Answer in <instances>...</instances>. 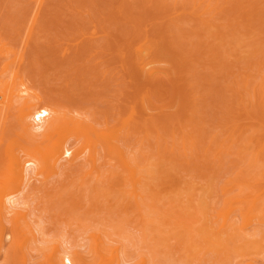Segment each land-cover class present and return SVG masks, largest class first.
Wrapping results in <instances>:
<instances>
[{
  "label": "rangeland",
  "instance_id": "1",
  "mask_svg": "<svg viewBox=\"0 0 264 264\" xmlns=\"http://www.w3.org/2000/svg\"><path fill=\"white\" fill-rule=\"evenodd\" d=\"M37 2L0 0L1 45L21 53ZM43 7L22 51L27 86L19 89L16 105L38 95L40 108L57 107L83 127H63L42 147L89 125L121 127L120 144L128 155H139L144 147L155 152L161 130L167 138L177 132V143L189 134L198 146L187 162L182 156L172 165L178 175L165 170L160 182L167 185L158 186L161 195L147 212L150 219L162 214L160 223L146 228L144 243L140 215L124 193L129 179L122 168L99 143L87 144L93 148L87 150L83 138L71 139L82 148L74 165L65 168L62 161L57 175H30L29 197H16L25 220L18 230L10 215L2 230L0 225V264H48L54 247L79 252V264H103L91 248L93 233L121 248L120 264L142 258L156 264H264V233L246 252L226 253L223 244L208 247L202 241L217 228V216L229 202L242 209L240 223V213L264 193V180L258 179H264V0H46ZM202 16L211 19L207 25ZM139 47L149 48L142 54L150 65L140 61ZM7 62L0 56V71ZM1 91L0 84V176L7 170L5 153L25 157L39 145L23 134L14 114L3 115ZM146 135L150 141H141ZM259 152L256 164L252 159ZM252 167L256 170L249 172ZM108 188L122 191V200L120 193L92 199Z\"/></svg>",
  "mask_w": 264,
  "mask_h": 264
},
{
  "label": "bare ground",
  "instance_id": "2",
  "mask_svg": "<svg viewBox=\"0 0 264 264\" xmlns=\"http://www.w3.org/2000/svg\"><path fill=\"white\" fill-rule=\"evenodd\" d=\"M45 1L46 0H38L37 2L38 10H36L37 12L33 18L32 24L28 27L29 30L27 31L28 34H26L27 37L24 43L25 47L23 48V50H25L26 46L29 44L28 42L32 38V35H34L33 33H35L34 30H35V25L37 23V18H38L39 12L41 11V8L43 7V4L45 3ZM198 3L200 2L198 1ZM194 4L195 3H193V5ZM201 6L203 7L202 4ZM195 7L197 8V6ZM198 7L200 8V6ZM196 8H193L192 6V10L194 14L196 11L198 13L199 9L197 8L198 10H196ZM194 10L196 11L194 12ZM212 10H215V9H212ZM205 13L203 12V15ZM200 15L202 14H198L197 16L199 17ZM205 17H203L204 18L203 22L205 21ZM207 20H211V19L208 18ZM207 20L204 22L205 25H207V23L209 22ZM200 22L202 23V20H200ZM143 48H146V47H139L137 49L138 50L137 54L140 58V61L144 62V67H145V66L150 65V62L144 61V55L142 53L144 52L148 53L149 48L148 47L146 49H143ZM22 51L21 53L16 52L11 47H7L6 44L1 45L0 43V56H3L6 61L7 60L9 61L3 66L2 70L0 71V77L1 76L4 77L0 81L1 82L0 84L2 86L1 95L4 99L2 103L6 105L4 111L7 110L6 112H3V115H5L4 113L14 114L17 117L18 125L20 129L22 130L23 134L27 136L33 142L38 141L37 144L39 145L35 149H31V148L27 149L25 157L18 156L17 154L14 153V150L12 151L9 150L8 153H5L7 157H5V155L2 156L3 160L5 161L7 160L8 165H7V168L5 167V169L7 170L5 172H1V175L2 173L4 175L0 176V179H4L3 181H0V185H4L6 187L4 190H0L1 230L3 229V225H4L3 222L7 220L9 217L8 215L11 216V220L13 217V220H14L13 224H15L16 229L17 228L19 229L20 222L21 220L22 221L25 220L26 214L23 211L24 209H21V206H20L21 203H19L21 199L19 198L17 199L16 197H19L20 194H21L22 199L29 197L26 195L27 193L26 189L29 186L35 173L38 176L39 174L41 176L45 172H47L49 175H57L58 169H60V167L58 168V166H60V163H63L62 161L66 162L62 164L64 165L65 168H69L73 166L77 158L81 156L80 154H81L82 148L74 146L73 144L70 143V140L75 138V141H79V139L83 138L85 147L87 146V144L91 145L94 142L96 144L99 143L100 145H102V149L104 150V152H106V154L108 153L111 160L119 164V166L122 168L123 172L126 175L125 179H129L128 181H126V187L128 188V190H124V193H125V196H128L129 202L131 204L133 203V206L137 208V213L140 215V219H141L140 226H142L141 231L143 232L142 241L145 243L148 238L146 235V228L155 223H160L159 217L162 215V214L161 215L159 214L157 217L150 219L148 217L149 215L147 214L148 209H151L152 208L151 206H154L153 202H155V200L157 201V197L161 195V192L157 190L159 189L158 186L164 185L165 187L167 185L166 182H163V181L160 182V180L164 178V173L166 172L165 170L168 171L169 169H171L172 171H174L175 167H173L172 165L177 166L176 161L178 160L179 157L184 156L183 158L185 159V157L188 156V153H191L192 151L196 150V147L198 146V145L196 146V140L193 138V136L189 134L182 135L183 134L182 132L181 133L182 136L180 138L181 142L177 143L176 142L177 132L176 133L173 132L172 134L169 133L168 135H166L168 136L167 138L164 136V134L161 133L162 132L161 130L159 131L157 137H155L156 138L155 139L156 141L155 150L156 151L148 153L150 149L147 150V149H144L145 148L144 147L140 149V154L135 156V155H128L125 152V150H123L122 144H120L122 140L121 127H116V126L106 127L100 130L92 125H89L87 126L86 130L83 132H79V133L74 132V134H70V136L66 138L64 137L61 140L60 139L57 140L56 143L52 144L49 147H46V146L42 147V145L45 142H47L46 140L51 138V136H53L59 129H62L63 127H66L69 125L71 127L72 125H75V126L79 125L83 127L82 125L83 123L80 122V120H77L73 117L71 118L69 116L66 117V114H64L57 107L49 106V107L40 108L42 99L38 95L32 96L33 99L30 97L32 100L27 99L28 101L22 103L21 105H19V107L16 105L18 102L16 101V99H18V96H19V89L27 86L26 80H24V77L22 76L23 75L22 66H23V61L25 59V53ZM150 52H151V49H150ZM10 55H12V58H13L12 61L9 60L8 56ZM144 67H141L142 68L141 70L143 71V73H144ZM148 76H152V74L150 75L149 73ZM263 84L262 86H264ZM260 90H262V87ZM27 94L31 96L30 93H27ZM261 94L260 96H262ZM262 98L264 100V97ZM250 101H251V98H250ZM253 106H255L254 103H253ZM133 115H134L133 112L129 114V118L126 119L124 122L125 126H129L128 124L129 122L132 121V118L134 117ZM80 119H83V118H80ZM234 128L233 130L236 131L237 129L235 130ZM143 140L150 141L149 136L146 135V137H143V139H141V141ZM91 147H94V146L91 145ZM86 148L87 150L93 149L89 147H86ZM258 155H261V152L257 154L256 158H253L254 156L253 155L252 160H255V159L261 160V158H259ZM96 156L97 154L93 156V160L95 162L97 161ZM3 160L2 162H4ZM252 160L251 162H254ZM257 160H255L256 164H257ZM251 162L249 163V165L251 164ZM255 162L251 165H254ZM4 163L6 164V162ZM180 164L178 166H180ZM161 167L163 168V170ZM258 167L256 168L258 169ZM248 168L250 169V167ZM249 169H248L249 172L250 171L253 172V170H256L254 169V167H252V170H249ZM94 171L100 175V172L96 165H95ZM160 171H162V173H160ZM176 172L178 171H174V175H178ZM254 172L257 173L256 171ZM241 173H238L237 175L239 178L241 176V175L239 176V174ZM30 175L32 176V178ZM49 175H47V177ZM255 176H258V174L257 175L255 174ZM247 177H250V175ZM262 177L260 176L259 178L258 177L257 178L260 181H263L264 179ZM241 178L242 180L239 181V184L240 182L244 181L243 180L244 178L243 177ZM238 180L239 179L237 178L236 181ZM246 181L247 180H245V182ZM251 184L249 183V186ZM108 189H109L108 191L105 190L103 192H97L95 194V197L92 199H96L98 201L100 198H102L101 196H108V195L111 196L112 195L115 197V195L120 193L119 201L122 200V191L118 192V191L111 190V188H108ZM13 198H15L17 201L16 202L12 201L11 199ZM116 198L119 199L118 197ZM263 199H264V193L259 197L258 200L252 201V204L248 210L247 209L246 211L243 210V212L240 213V216L243 219V221H241L240 223L238 221L239 215H237V213H239L242 209L239 207H235L236 205H234V203L229 202L228 206L223 211H221L217 216L218 217L217 218V222H218L217 228L214 230L211 229L210 231H207V233H205L202 236L203 243L208 247H220L223 244V250L226 253L230 252V249H233V252H236V251L246 252L250 248L257 245V240L255 239V237L259 233L260 234L264 233L260 229L261 226H264V203L263 205L262 204L260 205V204H257V202ZM237 202H239V199L236 201V203ZM169 214L170 212H167V215ZM6 217L7 219H5ZM165 222L166 221H163L162 223H165ZM17 236L19 237V234ZM90 237L92 240L91 248L93 252L99 257V259H101L103 264H120L121 263L122 251L120 247L109 246L108 243H106V241L104 240V238L99 234L93 233L90 235ZM24 239L26 238L24 237L22 241ZM22 241L20 242V244H22ZM67 251H61L57 249V247L56 248L54 247L53 252L48 257V264H79V262H83V259H81L79 252L71 253ZM138 264H156V263L155 262L152 263L151 261H148V259L142 258Z\"/></svg>",
  "mask_w": 264,
  "mask_h": 264
}]
</instances>
